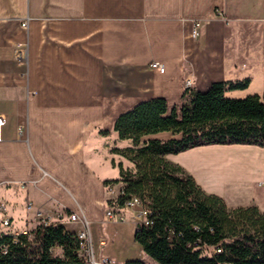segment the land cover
<instances>
[{"label": "crops", "instance_id": "1", "mask_svg": "<svg viewBox=\"0 0 264 264\" xmlns=\"http://www.w3.org/2000/svg\"><path fill=\"white\" fill-rule=\"evenodd\" d=\"M245 78L249 86L230 97L264 95V0H0V231L34 230L38 211L55 220L64 210L87 217L97 251L115 264L135 259L116 257L135 237L134 210L123 209L125 221L106 216L122 186L111 193L106 181L120 178L119 162L133 166L113 152L130 142L114 130L116 118L152 97L180 107L187 79L207 90ZM198 163L186 169L208 193L264 213V146L229 144L228 157ZM141 248L136 258L155 264Z\"/></svg>", "mask_w": 264, "mask_h": 264}, {"label": "trees", "instance_id": "2", "mask_svg": "<svg viewBox=\"0 0 264 264\" xmlns=\"http://www.w3.org/2000/svg\"><path fill=\"white\" fill-rule=\"evenodd\" d=\"M249 84L245 78L215 81L207 90L189 87L180 107L152 97L115 120L119 138L131 145L113 152L133 166L119 162L120 178L106 181L122 183L118 197L108 204L124 207L133 196L141 200L149 223L140 224L135 239L159 264H264V213L255 205L229 208L168 157L201 145L264 146V95H228ZM162 132L171 136L150 137ZM33 232V238L2 232L0 264L82 263L76 233L62 222L40 224ZM58 249L63 255L56 254ZM122 264L147 263L135 258Z\"/></svg>", "mask_w": 264, "mask_h": 264}, {"label": "built area", "instance_id": "3", "mask_svg": "<svg viewBox=\"0 0 264 264\" xmlns=\"http://www.w3.org/2000/svg\"><path fill=\"white\" fill-rule=\"evenodd\" d=\"M22 25L24 27H27L28 22H23ZM201 27H202V22L200 20H195L193 22L192 33H191L192 37L196 38L200 36ZM17 59L20 61H24L23 54L19 53V55L17 56ZM151 67L156 68L160 71L165 70L164 65L157 61H153L151 63ZM185 86L186 88L193 87V80L187 79L185 82ZM5 122H6L5 118L0 115V126L5 124ZM115 186L116 184L106 185L107 191L111 193L114 192ZM121 187L119 188V193H120ZM31 207H32V203L29 204V208ZM126 208L133 209L135 212L134 213V217H135L134 224L131 225L135 233L140 230V227H139L140 224L149 223V219L147 217V209L142 205L141 200L137 196H133L129 201H127L124 207H119L114 202L112 206H109L107 208L106 216L109 219H113L116 221H125L126 217L123 213V209H126ZM36 218L39 220V225L40 224L48 225L50 223H55V222H64V220L80 221L82 228L76 232V236L80 244V248L78 250V256L82 260V263L115 264V261L112 258L105 256L97 251L95 241L91 233L90 222L86 216H81L78 213L68 214L64 210H59L55 214V220L52 218V216L45 217L41 211H38L36 213ZM3 225L5 227H9L11 225V220L8 218H5L3 220ZM33 231L34 230H29L27 228L20 229V230H13V231H0V236L2 232H11L14 235H26V236H29L30 238H33L34 237ZM106 244H107V239L105 237H100L98 240V248L101 250L103 246H105ZM218 250L220 251V249ZM4 252H7V248L4 250Z\"/></svg>", "mask_w": 264, "mask_h": 264}, {"label": "rangeland", "instance_id": "4", "mask_svg": "<svg viewBox=\"0 0 264 264\" xmlns=\"http://www.w3.org/2000/svg\"><path fill=\"white\" fill-rule=\"evenodd\" d=\"M246 96L248 95H240L239 97L243 98ZM124 143L125 144L128 143L129 146L131 145V143L128 141L127 142L124 141ZM210 155H213V156L216 155V156L225 157V158L228 157L229 156V144H210V145H201V146H197L194 148H190L186 151L180 152L178 154H174V161L181 164L187 169L191 168V170L195 171L196 169L199 168L198 158H205ZM134 235H135V232H134ZM125 248H126L125 252H123V248H119V249L116 248V250H118V252H116L117 254L116 257L118 258V260L125 258V256H132L136 258L143 253L140 243L136 241L134 236H133V239L132 237L130 238V242H128ZM154 263L159 264L156 261Z\"/></svg>", "mask_w": 264, "mask_h": 264}]
</instances>
